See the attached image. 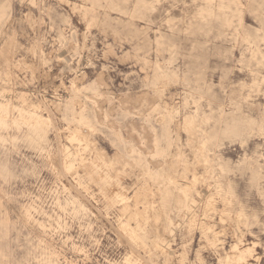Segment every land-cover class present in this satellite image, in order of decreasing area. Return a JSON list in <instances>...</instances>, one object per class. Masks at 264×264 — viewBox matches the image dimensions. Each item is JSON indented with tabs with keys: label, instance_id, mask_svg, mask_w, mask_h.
I'll list each match as a JSON object with an SVG mask.
<instances>
[{
	"label": "rangeland",
	"instance_id": "obj_1",
	"mask_svg": "<svg viewBox=\"0 0 264 264\" xmlns=\"http://www.w3.org/2000/svg\"><path fill=\"white\" fill-rule=\"evenodd\" d=\"M0 264H264V0H0Z\"/></svg>",
	"mask_w": 264,
	"mask_h": 264
},
{
	"label": "bare ground",
	"instance_id": "obj_2",
	"mask_svg": "<svg viewBox=\"0 0 264 264\" xmlns=\"http://www.w3.org/2000/svg\"><path fill=\"white\" fill-rule=\"evenodd\" d=\"M234 252L237 253V255L234 257H230V258H235L237 260H243L247 257L249 253V249L248 248H244V249L236 248V251Z\"/></svg>",
	"mask_w": 264,
	"mask_h": 264
}]
</instances>
